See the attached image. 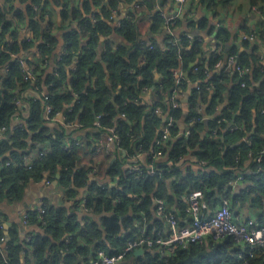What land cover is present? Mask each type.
I'll return each instance as SVG.
<instances>
[{"label": "trees", "instance_id": "16d2710c", "mask_svg": "<svg viewBox=\"0 0 264 264\" xmlns=\"http://www.w3.org/2000/svg\"><path fill=\"white\" fill-rule=\"evenodd\" d=\"M103 1V0H101ZM120 0H107L103 3V10L115 7ZM122 1V0H121ZM129 3H135L139 0H126ZM200 4L219 11L230 7L235 0H199ZM59 3V0H55ZM64 2V1H63ZM148 9H154L157 0H141ZM65 3V2H64ZM89 3V2H88ZM99 0H93L92 4H99ZM252 5H261L264 12V0H251ZM109 6V7H108ZM6 14L0 11V70L3 65L9 62L4 72H0V129L5 128L4 136L0 138V201L14 200L21 202L25 196V190L30 182L42 180L45 174H50L51 179H55L59 173V182L61 186L67 189L68 196H75L76 189L83 188L88 184V173L80 167V150L84 153H90L94 150L97 141L101 138L100 134L109 133L111 129L120 135L121 148L129 154L137 146L143 145L146 151H157L162 154L159 158H151L150 165H153L158 174L152 176L148 168H143L140 175H130L128 177L119 172L117 164L112 167L111 175H118L119 183L116 187H111L109 192L102 190L95 184H88V203L87 209L96 214H104L102 226H97L92 221H88L85 227L79 231L82 239L94 240V252L104 249L109 254H118L127 244L129 239H133L134 233L138 231L135 226L137 216L146 215V223L154 224L156 229H162V222L154 221L152 212L155 201L165 200L168 206V212L176 213L182 223L189 222L191 217L188 213L187 197L194 192H201L203 201L211 208L220 205L223 199L232 201L239 205L242 202H248L250 208L254 211H261L258 223L264 226V67L261 61L258 62L256 56H251L254 62L250 66L249 58L240 53L237 48L226 47V43L231 38L228 31L220 30L216 40L223 48V53H212L210 58V68L215 69L217 62H222L226 57L234 56L238 65L242 68L250 69V73L238 76L233 70L224 75L225 69L215 75L213 79L207 80L202 67L205 60L200 57L202 52V43L191 44L183 35L178 38L175 46L169 45L171 36L166 37L164 46L157 52H149L146 45L141 43L138 37L137 21L138 16L132 14L131 17L123 22L122 28L118 31L126 43H130L133 50H120L116 54H109L106 59L107 68H102L94 62V53L92 50L85 51L78 60L77 72L73 73L71 79V88L68 90L64 81V73L60 81L48 80L49 100L47 104L41 99L34 101L31 99L29 115L25 124L20 126L13 125L19 105L18 95L27 84L22 80V67L17 60H11V55L18 51L4 44L6 34L10 32L9 24L6 21ZM110 14V11L107 13ZM154 21L162 23L156 16ZM259 37L264 41V16L260 20ZM84 36L91 37L92 44L95 43L96 36L108 35L110 28L106 22L91 24L89 22L82 25ZM172 39H175L172 37ZM48 42H50L48 40ZM68 47L76 48L77 38L67 40ZM46 53L45 50H43ZM71 53L70 57H74ZM69 58V57H68ZM67 58V59H68ZM65 65L71 61L68 59ZM145 62L144 65L141 63ZM197 65L190 68L191 64ZM64 65V66H65ZM63 66V67H64ZM181 67L188 71V78L195 82L202 80V86H215L213 101L217 102L224 97V83H230V96L226 106L223 107L222 122L210 124V130H216L215 137H202V125L199 123L191 130L187 137L179 134L177 124L172 129L171 139L161 146H157L160 136L162 122L160 118L153 114L145 119L143 107L130 102L135 95L144 88H152L155 85L157 74L164 76L165 90L172 89L174 85V71ZM263 67V68H262ZM195 68L198 70L195 72ZM262 68V70H261ZM108 72V73H107ZM109 75L108 80L106 79ZM99 80L94 88H89V82L94 76ZM232 81V83L230 82ZM254 82L258 83L253 87ZM121 84L123 90L120 93L116 91V86ZM244 85V87H242ZM128 86V89H125ZM20 90V91H19ZM19 91V92H18ZM204 91V90H203ZM73 93L79 96L80 104L75 105L72 113H66L70 120L76 115L81 117L82 127L93 128L94 116L103 114L102 128L95 129V133L89 141L81 142L82 146H70L64 135L55 133L51 127L47 126L45 118L46 107L52 108L53 114L62 112L65 107L73 104ZM205 100V99H204ZM206 101V100H205ZM178 111L172 113L178 118ZM126 114L129 121H145L144 131L132 128L131 125L121 117ZM235 122L236 130H227V122ZM256 124H253V123ZM142 123V122H141ZM254 132L250 139L245 141L248 136L245 130L252 129ZM95 127V128H94ZM134 136L131 138L130 136ZM224 137V139H222ZM33 145V146H31ZM49 149L48 153L39 157V153ZM196 152L199 161L205 164L202 173L197 174L191 171H183L178 163L190 152ZM255 159L261 160L262 171L252 179L253 186L248 191H242L238 195L231 192L228 185L236 179V172H244L245 162L252 160L251 168L255 171ZM9 163V165H7ZM30 163V164H28ZM31 166V169L28 168ZM140 197V201L133 199ZM175 207V210H173ZM26 222L29 224L33 219L40 218L46 228V232L52 237H60L64 228L62 224L65 221L63 210L47 208L45 214L41 215L37 210L28 211ZM32 223V222H31ZM67 232L78 231L73 225L66 226ZM151 232V228H149ZM103 233L106 234L104 239ZM0 228V240L4 238ZM5 239V238H4ZM101 239V240H100ZM211 251H208L204 245L192 246L189 255L196 257L200 253L201 263L194 264H220L228 259L229 255L222 254L223 251L232 246L229 241L216 244L210 239ZM90 243V242H89ZM109 244V248L105 245ZM33 248L32 259L27 260V264H60V258L57 256H47L46 251L49 247L48 239L42 236H36L31 243ZM72 248V249H71ZM77 250V243H70L68 250ZM83 252L84 249H78ZM153 252V253H152ZM147 252L144 256L127 257L123 264H164L162 258L156 251ZM90 255V254H89ZM188 257L187 252H179L168 264H178ZM132 261V263H131ZM0 264H20L19 249L7 246L6 240L0 247ZM252 264H264V259L252 261Z\"/></svg>", "mask_w": 264, "mask_h": 264}, {"label": "crops", "instance_id": "0c3cea01", "mask_svg": "<svg viewBox=\"0 0 264 264\" xmlns=\"http://www.w3.org/2000/svg\"><path fill=\"white\" fill-rule=\"evenodd\" d=\"M92 1L93 0H59V3H56L55 0H0V11L7 13L6 21L9 24L10 30L4 38V44H7V46L11 45V48L17 50V57L23 58L28 65L32 63L38 65L41 61L40 49H44V43L49 40L52 45L45 55L47 57L46 64L42 65L37 70L39 76L38 82H23V85L25 83L27 86L21 89L17 97L20 104L15 116L17 124L14 122V127L25 124L30 111L29 104L31 99H41L44 95L48 94V80L52 79L54 82L60 81L56 79L57 74L62 75V73H64V81L62 83L65 84L68 90H72L71 79L73 73L77 72L76 68H78L79 57L85 51L92 50L94 53V62L105 69L107 68L106 59L109 54H116L122 49L128 52L131 51V49L133 50L131 44L126 43L118 32L117 26L120 19L125 21L128 16L136 14L138 16V40L142 41L146 46L148 44L162 46L165 43L166 26L163 20L161 19L162 23L154 21L156 15L152 14L153 9H148L141 0L135 3H129L126 0L118 2L119 11L118 14L114 16V18H116L114 21H110V15L107 14L108 11L105 13L103 10V3H106L107 0H99L100 3L97 5L92 4ZM161 1V4L166 6V13L170 15L171 12L175 10L176 5L169 2V0ZM35 3L40 5V7L44 5L46 8L42 17H40L42 14L40 11L35 12L40 9V7L38 10L34 9ZM158 5L160 4L157 0L156 6ZM229 6L230 7L219 11H209V7L200 3L195 4L188 0L174 32L177 38L185 34H191L193 37L202 40V52L200 57L202 56V59L205 60L203 68L209 71V75H206L207 80L213 79L215 75H219L223 71V67H221V69L211 70L209 64L211 54L214 52L216 36L220 30L230 33L231 38L228 40L227 46L230 48L235 45L240 53L248 56V63L251 67L257 63V61L254 62L251 58L253 54L256 56L258 62L261 61L264 67V41L259 37V30L261 29L260 24L262 23L260 21L261 16L250 8L248 0H235L234 3ZM135 7H140L141 9ZM87 22L91 24L106 22L110 28V33L105 36L97 35L95 43L92 44L91 37L84 36L82 32V25ZM245 32L256 33L258 37L254 42L245 41L242 39V35H244ZM75 37L78 40L77 47L72 49L75 55L74 57L68 58L71 61L68 65L61 67L59 62L60 54L65 48L67 40ZM17 57L12 55L10 61L13 59L16 60ZM8 64L9 62L2 66L0 70L1 73L4 72ZM195 65H197L196 62L192 63L190 68ZM74 68L76 71H73ZM182 71L183 73H188V71H185L183 68ZM108 79L109 75L107 74L106 79L103 78V80ZM98 80V76L95 75L92 77L89 82V88H94ZM163 80L164 76L162 74H157L155 85L152 88L141 89L137 95H135V98L130 100V102L143 107L145 119H147L146 117L148 115L152 114L151 110L153 109L154 99L156 97L154 94L158 93L160 84H162ZM200 81L197 79L195 82H188L186 86L182 88L177 118V127L182 137L190 129L191 119L197 117L201 119L200 124L203 128L201 136L203 138L210 137L209 126L213 123L220 125L218 119L222 117L223 107L226 106V101H228V97L230 96L231 84L229 82L224 83V93L221 95L224 98L214 102L213 95L215 92L213 90H196V87L200 86ZM257 86L258 83L254 82L253 87ZM125 89H128V86ZM121 90H123V86L118 84L116 86V91L120 93ZM162 98L164 106L168 108L169 91L165 90L162 94ZM75 105L76 104L73 103L65 107L61 117H56L53 121L47 122L46 124L51 127V130L56 134L61 132L68 142L89 141L90 137L95 133L96 128L82 127L81 117L76 115L70 120L66 113L68 108ZM166 116L167 114L159 117L162 124L165 122L164 119H166ZM93 119V124H95L96 115ZM70 121L71 123H69ZM126 121L132 128L139 130L140 127L142 132L144 131V123L146 120L140 122L139 120L132 122L129 120ZM227 123V130L235 126L234 121V124H232V121ZM253 124L256 123L254 122ZM252 127V129L245 130L248 134L244 139L245 141H248L250 135L253 134L255 125ZM79 152L81 155L80 167L88 173V184H95L102 190H104L103 187H107V190H104L107 192H109L111 187L118 186L119 183V176H112L110 172L114 164H117L119 172L126 177L129 176L130 171L147 168L148 166L147 154H133L135 150L132 154H129L123 148H119L116 143L110 144L108 149L99 156H93L91 153H84L83 150ZM196 152L198 153V150H190L188 155L178 163L179 168L185 172L202 173L204 168L201 166L202 164ZM251 163L252 160H247L244 164V172H236V179L243 174L245 180L240 182L236 181L233 184L230 188L232 194L238 195L240 192L248 191V189L252 187V180L250 179L256 176V173L251 168ZM49 176L50 174L48 173L45 174L42 180L30 182L25 190L24 199L21 202L14 200L0 201V228L3 232L2 236L5 238L7 246L11 245V247L19 249L20 264H27V260H33V248L31 243L38 235L48 239L49 247L46 251V255L59 257L60 264H88L95 253L94 244L99 240L94 238V240H90L89 243L88 240L82 239L79 231L81 228L83 229L85 227L88 221H92L97 226H102L104 214H96L94 211H89L87 205L83 203L85 199L88 200V198H86V196H88V190L86 189L88 184L83 188L76 189L75 196H68L67 189L61 186L59 182V173L54 180ZM230 203L232 210L239 215L242 220L254 219L258 222L262 212L255 211V214H251L253 211L247 201L239 205L233 204L232 201H230ZM218 206L210 210L214 211ZM47 208L63 210L65 213V221L62 224L64 232L60 237L50 236L46 232V228L40 218H34L33 221H31L32 223L30 222L29 224H26L24 221V216L28 211L39 209L46 210ZM173 210H175V207H173ZM208 213L211 212L209 211ZM152 216L154 217V221L159 220L164 226L163 220L156 215L155 204ZM68 224L76 226L78 231L72 233L67 232L66 226ZM151 227H155V225L150 223V228ZM105 237L106 234L103 233L101 239ZM72 241L73 243H77L78 249L83 248L84 251L80 253L78 249H73L74 252L68 250V246ZM105 247L109 248L110 246L106 243Z\"/></svg>", "mask_w": 264, "mask_h": 264}, {"label": "built area", "instance_id": "2783aa9c", "mask_svg": "<svg viewBox=\"0 0 264 264\" xmlns=\"http://www.w3.org/2000/svg\"><path fill=\"white\" fill-rule=\"evenodd\" d=\"M121 1V0H120ZM119 1V2H120ZM168 1V0H167ZM192 2L200 3L199 0H190ZM249 1L250 8L258 13L261 17L264 16L263 10H261V5H252L251 0ZM169 2L174 3L176 5V8L171 14L169 15L166 13V6L162 5V1L158 0V3L160 5L155 6L153 9L152 14L158 16L160 19L163 20L164 25L166 26V37H170L171 39L169 41V45L175 46L178 43V38L174 35L175 29L179 23V19L181 14L183 13V10L186 6V3L188 0H169ZM120 4V3H119ZM40 5L36 4L34 5V9L38 10ZM137 9H141L140 7H135ZM134 8V9H135ZM46 8L44 5L40 7L38 11L35 12H41V16H43V12H45ZM107 11H110V21H114L119 11L118 4L115 5V7L109 8ZM136 11V10H135ZM209 11H213V9L209 8ZM138 12V11H137ZM139 14V12H138ZM131 16V15H130ZM130 16L127 17V19L130 18ZM123 19H120V22L117 26L118 30L122 28L123 25ZM96 24V23H94ZM186 39L191 43H202V40L200 38L193 37L191 34H185L184 35ZM174 37L175 39H172ZM256 33H247L245 32L244 35H242V39L245 41H251L254 42L257 39ZM141 43L145 45L142 41ZM228 43H226V47L229 48ZM11 47V45H8ZM68 43L66 44L65 48L63 49L62 53L59 57L60 66L63 67L65 65V61L68 57L71 56V53H73V50H71L68 47ZM158 46L157 44H148L146 46V50L149 52H157L159 48L163 47ZM52 47L51 42L46 41L44 43V49H40L41 54V61L37 64H27L26 61L23 58L17 57V53L11 54L14 55L16 60L19 62L20 66L22 67V80L25 83H36L38 82V74L37 70L42 65L46 64L47 57L45 56L47 54V50ZM46 53H44V51ZM215 51L218 54L223 53V48L220 46V43L216 40ZM1 54V51H0ZM212 56V54H211ZM142 65L145 64V62L141 63ZM225 69L224 75L227 76V72L229 70H233L234 73H237L238 76H243L247 73H250V69L248 68H242L238 65V61L234 56H229L224 59L222 62H217L215 64V69ZM77 69V68H76ZM74 68L73 71H76ZM198 70V68H195V72ZM203 73L205 75H209V71L204 69L202 67ZM214 70V69H213ZM189 75V74H188ZM188 75L185 76V73L182 71V67L178 71H174V85L172 89L169 91V106L166 108L164 106V101L162 98V94L165 92V85L163 84L164 80L162 81V84H160L158 93L154 94L155 102L153 109L151 110V113L155 117H162L163 115L167 114L165 122L163 123L161 127V132L159 139L157 141V146L165 145L170 139L172 135V129L177 124V118L172 114L175 111H178L180 108V99H181V93L182 88L186 86L188 82H192ZM210 77V76H209ZM57 80H61V75H56ZM200 81V80H199ZM63 82V80L61 81ZM220 83H226L222 79L219 80ZM232 83V81H230ZM203 81H200V86L196 87V90H215V86L211 84L212 86H202ZM244 87V85H242ZM149 89V88H148ZM49 95H44V97L41 98V100L47 104V101L49 100ZM34 101L37 99L34 98ZM18 105L20 102H17ZM73 103L76 105L80 104L79 96L76 93H73ZM74 109L73 107H70L67 109V113H72ZM62 112H57L53 114L51 106L46 107L45 112V118L47 122L53 121L56 117H61ZM121 117L123 119H127L126 114H122ZM104 118L103 114L96 115V122L94 126L97 129L102 128V120ZM17 119L14 117V122L16 123ZM222 117L218 119V123L221 124ZM71 123V121L69 122ZM201 123L200 118H193L191 119V126L190 129L187 131L186 134L183 135V137H187L190 135L191 130L195 127V125ZM17 124V123H16ZM232 124H234L232 122ZM22 125H20L21 127ZM234 126V125H233ZM237 128L234 126L231 128V131H235ZM5 128L0 129V138L4 136ZM209 134L211 137L217 136L216 130L209 131ZM101 138L97 141V145L94 148V150L91 153V155L99 156L104 151L108 149V146L110 144H115L120 148V135L117 131L111 129L109 133H102L100 134ZM131 138H134V136H130ZM67 148L70 146H82V143L79 141H75L74 143L67 144ZM49 149L43 150L39 153V157H43L48 153ZM147 154L148 155V166L147 168L150 171V174L152 176H155L158 174L156 168L153 165H150V159L151 158H159L162 156L160 152L157 151H146L144 149V146L141 144L137 146L136 151L133 154ZM253 162H255V173L256 175L259 174L262 171L261 168V160L255 159ZM30 164V163H28ZM201 164H205L202 162ZM9 165V163L7 164ZM29 169H31V166H28ZM142 169L138 170H132L129 172L130 175H140L142 173ZM238 179V180H237ZM233 182H231L228 187H232L233 184L237 181H244L245 176L243 174L239 177H237ZM251 186H253V181L251 182ZM104 190H107V187H103ZM87 198V197H86ZM137 201H140V197L133 198ZM188 202V213L191 217V220L189 222L182 223L180 221V218L176 213H170L168 212V206L166 204L165 200H157L155 201V207H156V215L163 220L164 222V228L156 229L155 227H151V232L149 231L150 224H147L145 219L146 215L141 214L137 216L135 226L138 228V231L134 233L133 239H129L127 241L126 246L124 249L119 252L118 254H109L104 249L97 250L93 256L90 259V262L88 264H122L126 262V259L128 256L134 254V252L138 249H144L145 251L152 252L156 251L162 258V262L164 264H168L170 261L175 259V257L178 256L179 252H187L188 256L191 251L192 246L196 245H204L208 251H211L212 249L211 244L208 242L210 239L213 243L220 244L226 241H230L232 243V246L226 249L222 252V254H227L230 256L231 259H228L224 262H221L220 264H252V261H257L259 259H264V226L260 225L256 220L254 219H246L242 220V218L237 215L233 210L232 206L229 200L223 199L218 206L217 209L214 211L210 210V207L207 205L205 201H203V195L201 192H194L190 194L187 198ZM84 204L87 205L88 200L85 199L83 201ZM41 215L45 214V210L39 209L37 210ZM211 213H208V212ZM27 214L24 216V221L26 222ZM27 224V222H26ZM4 238L0 240V247L2 246V243L4 242ZM153 253V252H152ZM204 256V253H200ZM199 254V255H200ZM198 256V255H197ZM196 256V257H197ZM185 260V259H184ZM202 261L199 260L197 263H201ZM209 264H214V262H210Z\"/></svg>", "mask_w": 264, "mask_h": 264}, {"label": "water", "instance_id": "95a60500", "mask_svg": "<svg viewBox=\"0 0 264 264\" xmlns=\"http://www.w3.org/2000/svg\"><path fill=\"white\" fill-rule=\"evenodd\" d=\"M188 73H185V76H187ZM222 139H224V137H222ZM59 178V176H58ZM147 253V251H145L144 249H138L134 252L135 256H140V255H145ZM203 256L202 254L198 255L197 257H193L191 255H189L185 260L180 261L178 264H194L197 263V261L199 260V258Z\"/></svg>", "mask_w": 264, "mask_h": 264}, {"label": "rangeland", "instance_id": "374dc122", "mask_svg": "<svg viewBox=\"0 0 264 264\" xmlns=\"http://www.w3.org/2000/svg\"><path fill=\"white\" fill-rule=\"evenodd\" d=\"M253 212L251 214H255V211L253 209H251Z\"/></svg>", "mask_w": 264, "mask_h": 264}]
</instances>
